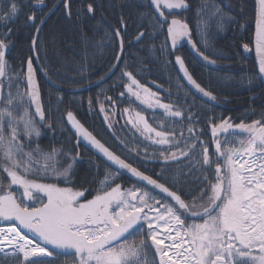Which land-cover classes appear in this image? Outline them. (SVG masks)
<instances>
[{"label": "snow or ice", "instance_id": "1", "mask_svg": "<svg viewBox=\"0 0 264 264\" xmlns=\"http://www.w3.org/2000/svg\"><path fill=\"white\" fill-rule=\"evenodd\" d=\"M36 2L42 6L44 0ZM63 6L71 18L69 0H63ZM22 7L20 0H0V20H14ZM146 7L149 11L139 15L151 31H138L136 42H141L146 35L154 37L161 31L166 32L170 46L166 41L160 51L174 56V63L187 85L202 97L215 101L217 97L193 78L184 58L174 53L186 42L207 65L216 66L217 59L225 57L217 55L213 59L211 52L201 51V47L209 48L206 23L201 17L210 9L221 31L225 21L235 22V18L205 0L195 12V27L200 37L198 47L186 20H169V16L178 14L173 10H190L189 0H148ZM86 11L94 13L91 3ZM255 15V54L260 78L264 79V0H256ZM26 19L39 33L44 20H38L34 13ZM126 30L127 23L121 17L120 27L113 29L119 51L108 76L115 74L123 60ZM10 35L11 29L0 34V264H57L61 255L71 256L66 264H264V116L251 123L213 121L211 133L216 156L213 160L208 146L200 138L201 133L194 127L199 117V113L193 112L194 103L187 112L175 108L172 103L164 102L159 92L141 84L125 66L120 69V84L125 89L120 97L127 95L130 102L134 98L153 112L162 110L170 125L187 120L188 135L185 136L183 130L177 133L174 127L165 129L164 123L159 129L153 127L142 111H135L133 115L128 108L124 109L126 124L143 140L158 146L152 155L162 167L153 178L127 162V158H121L68 111L67 122L76 136L115 167V172L105 173L100 181L102 188L89 199L87 190L60 186L72 182L78 152L75 155L57 149L49 152L38 143L33 146V138L41 136L34 117H38L41 124L45 123V110L40 102L32 57L26 61L27 90L21 92L17 87L12 91L19 77L9 75L6 57ZM36 46L34 37V51ZM243 48L251 51L247 44ZM141 71L148 70L141 68ZM80 72L82 75L83 66ZM182 87L177 85L178 89ZM106 99L112 102L111 97ZM89 104L91 106V101ZM32 107L34 113L29 111ZM99 110L105 113V121L111 129L113 125L105 107L101 105ZM222 133L226 136L241 133L244 138L239 141L225 138L223 145L238 143L239 147L222 149L219 138ZM120 143L124 151L148 159L146 148L141 153L139 149H130L123 140ZM58 156L68 157L71 162L65 166ZM173 165H183L187 171L177 169L173 174ZM121 171L163 195L157 198L151 190L136 186L123 188L116 182ZM188 177L194 179L188 180ZM186 184H194L195 189L186 188ZM185 196L191 197V202Z\"/></svg>", "mask_w": 264, "mask_h": 264}, {"label": "trees", "instance_id": "2", "mask_svg": "<svg viewBox=\"0 0 264 264\" xmlns=\"http://www.w3.org/2000/svg\"><path fill=\"white\" fill-rule=\"evenodd\" d=\"M200 1L205 2V0ZM147 2L148 0H69L72 13L69 18L66 15L63 0H44L41 7L37 6L36 0H20L23 5L20 15L12 21L0 20V34H6L11 29V35L8 36L10 48L6 58L9 75L19 77L12 88L13 92L17 87L21 92L27 90L26 61L29 57L33 58V68L40 87L41 104L44 106L46 115V122L43 124L39 123L37 117L34 118L41 136L33 138V146L38 143L44 151L49 152L52 149L71 152L73 155L78 152L79 158L74 165L72 182L67 185L61 183L60 186L87 190L86 195L89 199L102 188L100 181L104 179L105 173L114 171L83 146L76 148L75 137L66 124L68 111L73 112L74 116L102 143L109 146L121 158H127V162L144 171L145 174L153 175L155 178V173H158L162 167L156 163L146 166V162L141 161L142 156L137 157L135 152L122 154L118 148L117 152L112 147L115 144L111 136L112 132L106 129L100 116L101 112L98 109L100 102H104L108 114L115 109L119 112L125 107L138 108L132 99L130 102L128 97H120L122 92L120 69L125 66L127 70L134 72L141 84L151 89L161 87L164 101L172 103L175 108L187 112L189 106L194 103L193 112L199 113L198 123L195 125L197 131L200 130L204 135L208 134L213 121L219 123L222 119H227L233 124H239L242 120L245 123H251L252 120L261 119L264 116V87L259 78L253 54L244 51L243 48L244 44H247L249 49L253 47L256 22L255 0H220V2L208 0L209 4H214L235 18V22L225 21L223 31L213 23L210 36L212 45L209 46V52L213 54L211 58L215 59L217 55H220L230 60L217 59V64L221 66L220 70L206 68L193 59L185 60L194 79L217 97L218 106H210L196 98L180 80L173 60L174 56H169L167 51L163 53L160 51L161 46L167 41L166 32L161 31L154 37L146 35L141 42H136L135 36L138 31L146 33L151 31L139 15L141 12L149 11L146 7ZM189 2L191 11H194V14L190 16L193 24L196 23L197 6L194 0ZM89 3L93 5L94 13H87L86 7ZM54 6L58 9L42 26L34 51L32 40L37 32L26 18L34 13L38 20H45ZM121 17L127 23V30L123 33V37L126 50L132 55L131 60L123 59L117 72L102 86L78 91L96 83L103 76L106 77L111 65L115 64L114 57L119 47L118 40L113 36V28L120 27ZM201 20L217 22V18L211 16L210 9L201 17ZM166 61H172V63L166 64ZM141 68H146L148 71L142 72ZM249 80L252 81L251 84ZM178 84L183 87L178 89ZM169 92L172 93L171 96L168 95ZM177 95L180 96L179 100ZM106 97H111L114 104ZM29 111L34 113L32 108ZM149 113L151 124L159 129L162 114ZM48 125L52 127L49 128ZM176 127L180 128V122L176 123ZM186 133L185 129L184 134ZM115 135L117 136L116 133ZM206 139L209 140L210 137ZM132 141H135V138ZM133 145L136 147L131 146V149H139L142 152V147L137 142ZM146 146L144 145V150ZM25 147L27 150V143ZM156 150L154 148L148 151V159L156 160L152 155ZM62 160L61 163L65 166L71 162L68 157ZM177 169L187 171L182 166ZM177 169L173 167V174ZM116 182L125 189L133 186L146 188L125 176H120ZM185 187L192 188V185L186 184ZM153 194L157 198L161 197ZM184 198L191 202V197ZM70 260V255H61L57 259V264H66V261L70 262Z\"/></svg>", "mask_w": 264, "mask_h": 264}, {"label": "flooded vegetation", "instance_id": "3", "mask_svg": "<svg viewBox=\"0 0 264 264\" xmlns=\"http://www.w3.org/2000/svg\"><path fill=\"white\" fill-rule=\"evenodd\" d=\"M222 1H224V0H222ZM219 2H220V0H219ZM190 3V2H189ZM192 8V7H191ZM191 8H190V10H188V11H184V12H178V14L177 15H175V17H173V16H169V19H172V18H177V19H181V20H185L186 19V21H187V18L185 17V15H186V13L188 12V16L187 17H189V21H187L188 23H189V25H190V27H192V29H193V33H192V36H193V39L194 40H196L197 42H198V47H200V43H199V41H200V37L197 35V32H196V27H195V25H196V23H193L192 24V18L190 17L191 15H193L194 14V11H191ZM214 18V17H213ZM193 22H194V20H193ZM202 22H204V23H206V28H207V32H208V45L209 46H211L212 44H210V41H211V34H212V29H213V23L216 25V26H218V24H217V22H213V21H202ZM225 24V23H224ZM226 25V24H225ZM114 29V28H113ZM167 36V35H166ZM124 38V37H123ZM117 39V38H116ZM167 39V38H166ZM118 40V39H117ZM167 41H168V39H167ZM125 44H126V42L124 41V49H125V51H124V54H123V59H130L131 58V56L132 55H130L129 54V52L126 50V46H125ZM168 46H170L169 45V42H168ZM201 51H205V54H209V51H210V47L208 48V50H205L203 47H201ZM248 52H251L253 55H254V49H253V47H252V49H251V51H248ZM182 54V55H181ZM174 55H180V56H182L183 58H184V60H187L188 58L189 59H193V60H195L197 63H199V64H201L200 62H198V60L197 59H195V57L191 54V52L189 51V49L188 48H186V47H184V48H181V49H178V50H176V52L174 53ZM191 57V58H190ZM232 58V57H231ZM188 59V60H189ZM216 59V58H215ZM131 60V59H130ZM174 60V59H173ZM223 60H230V58H223ZM116 63V62H115ZM186 63V62H185ZM218 63V62H217ZM202 65V64H201ZM176 66V65H175ZM202 66H204V65H202ZM204 67H206V66H204ZM220 65L219 64H217L216 66H215V68H210V69H213V70H220ZM206 68H208V67H206ZM118 69V68H117ZM176 70H177V67H176ZM116 72H117V70H116ZM178 72V71H177ZM184 84V83H183ZM147 87V86H146ZM187 88V87H186ZM151 89V88H150ZM153 92H159V94H160V96H161V98H162V100L164 101V96L161 94L162 93V88L161 87H157L156 89H154V88H152L151 89ZM123 91H125V89L122 87V92ZM191 93V92H190ZM126 97H127V95H126ZM132 100H133V98H131ZM134 101V100H133ZM165 102V101H164ZM104 103V102H103ZM102 102H100L99 103V105H98V109H100V106L101 105H103L104 106V104H103ZM167 103V102H166ZM138 105V104H137ZM210 105V104H209ZM213 106V105H212ZM105 107V106H104ZM115 108V107H114ZM125 108H128V107H125ZM143 109V110H141L143 113V115H145V117L146 118H148V120H149V122H150V124H151V116L149 115L150 113V111H148V110H146L145 108H143V107H141V106H139L138 105V109ZM105 109H106V111H107V108L105 107ZM129 109V108H128ZM123 110H124V108H123ZM122 111V110H121ZM99 112H100V110H99ZM113 112H115L116 114H115V116L117 115V114H119V112H116V109L113 111ZM156 112H158V113H161L162 114V117H160V119H162V122H160V123H164V126H165V129H167L168 127H173L174 126V128H175V125H176V123H179L180 122V128H178V127H176L175 129L177 130V132H179V130H184L185 131V129H187V127L189 126V124H188V121L187 120H179V121H177L175 124H172V125H170L169 124V121L167 120V118L166 117H164V115H163V113H162V110H159V109H157L156 110ZM111 114H109V116H110ZM100 116H102V121H103V123H104V125H105V127H106V129L107 130H109V131H111L112 133H111V136L114 138V145L112 146V147H114V149L118 152V150H117V148L119 149V151L123 154H131V153H133V152H129V151H124L123 150V147H122V145H121V143H120V141L121 140H123V141H125L126 143H127V145H128V147L130 148L131 146L132 147H136L135 145H133V143H135V142H137V144H139L141 147H142V152L141 153H143V151H144V145H147L146 146V148H147V151H149V150H153L154 148L155 149H157L158 148V146H155V145H152L151 143H149L148 141H145V140H143L141 137H139V135L137 134V133H135L131 128L130 129H128L127 128V126L126 125H123V123L121 122V121H119L118 120V124H117V126H115V127H112L111 129H109L108 128V126L106 125V122H105V113H102L101 112V115ZM187 121V122H186ZM232 124H233V122H232ZM161 125V124H160ZM194 127H195V129L197 130V128H196V125H194ZM159 128H160V126H159ZM198 132H200L201 133V136H200V138L206 143V145L208 146V148H209V154L212 156V159L213 160H216V156L214 155V153H215V144H214V141H213V138H212V133H211V126L209 127V132H208V134L207 135H204L200 130L198 131ZM115 133L117 134V136L115 135ZM185 136H187L188 135V133H186V134H184ZM207 137H210V139L209 140H207L206 138ZM244 138V135L243 134H241V133H237V134H235V135H227L226 136V134H220V136H219V138H220V140L222 141V148L224 147V146H226V147H228L229 146V144L228 145H224L223 146V141L225 140V138H227V140H229V139H238V138ZM133 138H135V141H132V139ZM75 142H76V139H75ZM130 144V145H129ZM144 144V145H143ZM76 145V144H75ZM82 145H79L78 147H81ZM78 147H76V148H78ZM131 149V148H130ZM142 157H141V161L142 162H146L145 163V165L147 166V164H153V163H156V164H160V165H162L161 163H159L157 160H153V159H147V160H145V158L143 157V155H141ZM186 163V162H185ZM220 163L221 164H223V159L221 158L220 159ZM183 167V165H173V167L175 168V169H177V168H180V167ZM214 167H215V164H213V171H214ZM193 179H194V177H192ZM192 185V188L193 189H195V185L194 184H191ZM196 194V193H195Z\"/></svg>", "mask_w": 264, "mask_h": 264}, {"label": "water", "instance_id": "4", "mask_svg": "<svg viewBox=\"0 0 264 264\" xmlns=\"http://www.w3.org/2000/svg\"><path fill=\"white\" fill-rule=\"evenodd\" d=\"M37 6L38 7H41V5H39V4H37ZM43 6V5H42ZM165 11H167V10H165ZM173 12H175V13H178V12H180L179 10H173ZM50 16H51V13H49V15L45 18V20H44V23L45 22H47V20L50 18ZM170 20V19H169ZM44 23H43V25H44ZM42 25V26H43ZM41 26V27H42ZM255 26H256V24H255ZM40 30H41V28H40ZM40 32V31H39ZM38 35H39V33H37L36 34V38L38 39ZM254 36H255V34H254ZM168 39V38H167ZM169 42V45H170V41H168ZM253 49H254V57H255V63H256V68H257V72H258V75H259V65H258V60H257V57H256V54H255V37H254V43H253ZM184 47H186V48H188L189 49V51L191 52V54L195 57V59H197L198 60V62H200L202 65H204V66H206V67H208V68H215V66H209V65H207L192 49H191V47L189 46V45H187L186 44V42L185 43H183V46H181V47H179L178 49H181V48H184ZM177 49V50H178ZM186 64V63H185ZM187 66V65H186ZM176 67H177V71H178V66L176 65ZM34 69V68H33ZM116 71V70H115ZM34 73H35V71H34ZM178 75H179V77H180V80L184 83V85L187 87V89L196 97V98H198L199 100H201L202 102H204V103H207V104H210V106L211 105H213V106H218L219 105V103H218V101H217V99L215 100V101H210V100H208L207 98H205V97H202V95L200 94V93H198V92H196L195 91V89H193V88H191V86L190 85H187L186 84V82L183 80V78H182V74L178 71ZM112 76V75H111ZM111 76H107V78H109V77H111ZM106 78V79H107ZM194 78V77H193ZM259 78H260V75H259ZM106 79H103V81L104 80H106ZM35 80L38 82V80H37V77H36V73H35ZM260 80H261V82H262V84H263V87H264V79H261L260 78ZM102 81V82H103ZM50 82V81H49ZM51 83V82H50ZM39 84V83H38ZM52 84V83H51ZM99 83H96V84H92V85H90L89 87H87V88H83V89H79L78 91H84V90H87V89H91V88H94V87H96L97 85H98ZM53 85V84H52ZM39 93H40V87H39ZM40 97H41V93H40ZM133 100L135 101V99L133 98ZM40 102H41V98H40ZM139 106H141V107H143V108H145V106H143V105H140L139 104V102H137V101H135ZM32 109H33V111H34V107H32ZM146 109V108H145ZM146 110H148V109H146ZM148 111H151V112H153L152 110H148ZM156 112V111H155ZM37 119L39 120V118L37 117ZM77 119V118H76ZM106 122V121H105ZM39 123H40V121H39ZM66 124H67V128H69V130L71 131V133L75 136V138H76V146H77V140L79 139V145H82L84 148H86L88 151H90L92 154H94L95 156H97V158H99L100 160H102L106 165H108V167L109 168H111L112 170H114L115 171V167L114 166H111L110 165V162H108V161H106V159L102 156V154H100L96 149H94L91 145H89L86 141H84L82 138H78L77 136H76V133H75V130L74 129H72V127H71V125L67 122V117H66ZM106 125H107V122H106ZM86 128V127H85ZM88 130V129H87ZM89 131V130H88ZM119 176H125V177H127V178H131V180H133L134 182H136V183H138V184H140V185H143V187H146L147 189H149V190H151L153 193H155V194H158V195H160V196H162L163 194H160V193H158V191L157 190H152L151 189V186H146V185H144L142 182H138L134 177H132L129 173H127L126 171H121L120 172V175Z\"/></svg>", "mask_w": 264, "mask_h": 264}, {"label": "rangeland", "instance_id": "5", "mask_svg": "<svg viewBox=\"0 0 264 264\" xmlns=\"http://www.w3.org/2000/svg\"><path fill=\"white\" fill-rule=\"evenodd\" d=\"M128 108H129V107H128ZM124 109H125V108H124ZM141 110H143V109H138L137 107H130V108H129V112L132 113L133 115H134V112H135V111H141ZM143 111H144V110H143ZM142 113H143V112H142ZM20 114L22 115V110H21V113H20ZM34 118H35V117H34ZM109 119H110V121H111L113 127L117 126V124H118V120H119V121H121V122L123 123V125H126L128 129L131 128L130 125L126 124L127 116L124 114V110L120 111L119 114H117L116 116H115V115H114V116H113V115H110V116H109ZM147 119H148V118H147ZM35 122H36V126H37V121H36V119H35ZM149 123H150V122H149ZM133 131H134V130H133ZM34 138H35V137H34ZM242 138H243V137H242ZM242 138L240 137V138H238L237 140H236V139H229V141H239V140L242 139ZM149 143H150V142H149ZM223 146H224V145H223ZM238 147H239V144H238V143H231V144H229L228 147L224 146L222 149H224V148H233V149H236V148H238ZM57 159L60 160L61 162H63L62 159H64V157H63V156H58ZM241 162H243V160H241ZM167 242H168V241H166V243H167ZM148 258L151 259V252H149V254H148Z\"/></svg>", "mask_w": 264, "mask_h": 264}, {"label": "bare ground", "instance_id": "6", "mask_svg": "<svg viewBox=\"0 0 264 264\" xmlns=\"http://www.w3.org/2000/svg\"><path fill=\"white\" fill-rule=\"evenodd\" d=\"M195 1V3H196V5L195 6H197V8L198 7H200V5L203 3L202 1H200V0H194ZM54 9V10H53ZM52 9V11L51 12H49V13H51V16L57 11V9H58V7L57 6H54V8ZM48 21V20H47ZM45 24V23H44ZM42 28V27H41ZM41 31V30H40ZM40 33V32H39ZM37 34V33H36ZM39 36V35H38ZM36 37V36H35ZM133 37V34H131V38ZM133 39V38H132ZM38 40V39H37ZM117 70V69H116ZM116 72V71H115ZM108 76V75H107ZM106 76V77H107ZM113 76V75H112ZM111 76V77H112ZM111 77H109V78H111ZM102 78H105V76H103ZM102 78H100L99 79V81H101L102 80ZM109 78H107L106 80H104L103 82H101V83H99L97 86H96V88L97 87H100V86H102L103 84H105V82H107V80L109 79ZM98 82V81H97ZM96 82V83H97ZM96 83H94V84H96ZM95 88V87H94Z\"/></svg>", "mask_w": 264, "mask_h": 264}]
</instances>
